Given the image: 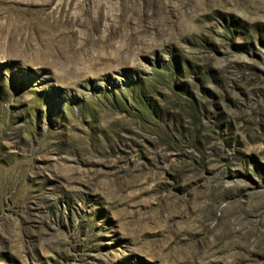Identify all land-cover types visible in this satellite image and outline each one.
Listing matches in <instances>:
<instances>
[{"label":"rangeland","instance_id":"1","mask_svg":"<svg viewBox=\"0 0 264 264\" xmlns=\"http://www.w3.org/2000/svg\"><path fill=\"white\" fill-rule=\"evenodd\" d=\"M0 264H264V0H0Z\"/></svg>","mask_w":264,"mask_h":264}]
</instances>
